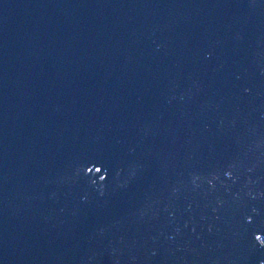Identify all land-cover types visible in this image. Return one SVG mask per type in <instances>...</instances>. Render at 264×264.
<instances>
[{
  "label": "water",
  "instance_id": "obj_1",
  "mask_svg": "<svg viewBox=\"0 0 264 264\" xmlns=\"http://www.w3.org/2000/svg\"><path fill=\"white\" fill-rule=\"evenodd\" d=\"M264 0H0V264H264Z\"/></svg>",
  "mask_w": 264,
  "mask_h": 264
},
{
  "label": "clouds",
  "instance_id": "obj_2",
  "mask_svg": "<svg viewBox=\"0 0 264 264\" xmlns=\"http://www.w3.org/2000/svg\"><path fill=\"white\" fill-rule=\"evenodd\" d=\"M261 244V243H260ZM262 246H264V244H261Z\"/></svg>",
  "mask_w": 264,
  "mask_h": 264
}]
</instances>
